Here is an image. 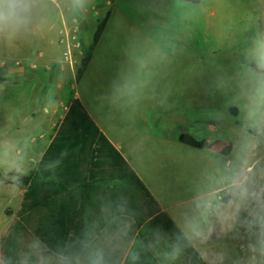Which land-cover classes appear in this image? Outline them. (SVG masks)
Listing matches in <instances>:
<instances>
[{
  "label": "rangeland",
  "instance_id": "rangeland-1",
  "mask_svg": "<svg viewBox=\"0 0 264 264\" xmlns=\"http://www.w3.org/2000/svg\"><path fill=\"white\" fill-rule=\"evenodd\" d=\"M56 1L28 0L26 22L0 32L7 79L0 85V240L24 190L12 182L35 165L72 96L92 103L120 137L151 138L167 134L171 117L159 122L156 114L179 96L188 109L175 116L217 128L208 132L214 144L204 176L187 180L184 222L197 245L205 244L209 264H264V0H163L152 21L143 2L153 0H121L80 83L77 71L109 8L82 5L84 17L62 20ZM72 1L66 6L74 11ZM74 18L80 46L67 61L60 30ZM15 152L26 159L17 162ZM151 249L164 264H183L157 237Z\"/></svg>",
  "mask_w": 264,
  "mask_h": 264
},
{
  "label": "trees",
  "instance_id": "trees-1",
  "mask_svg": "<svg viewBox=\"0 0 264 264\" xmlns=\"http://www.w3.org/2000/svg\"><path fill=\"white\" fill-rule=\"evenodd\" d=\"M109 19L110 12L98 24L77 71L78 83ZM6 81L0 75V85ZM230 111L238 117L237 107ZM179 142L197 149L206 144L188 133L181 134ZM13 183L26 191L16 220L0 240L1 264H92L96 254L102 255V264H163L151 252L145 229L156 231L183 264H209L161 211L76 96L70 98L39 163L28 174H18Z\"/></svg>",
  "mask_w": 264,
  "mask_h": 264
},
{
  "label": "crops",
  "instance_id": "crops-1",
  "mask_svg": "<svg viewBox=\"0 0 264 264\" xmlns=\"http://www.w3.org/2000/svg\"><path fill=\"white\" fill-rule=\"evenodd\" d=\"M72 2L74 1L72 0L56 1V4L60 5V8H58V10L60 9V12L62 14V20L64 18H70L71 16L72 17L76 16L77 18L84 17L85 13L82 10L83 8L82 5H90L98 8L100 7L109 8L107 11L110 12V19L103 33L104 36L107 31V28H109V25L112 21L114 10L116 7L120 6L119 2H121V0H82L81 4L78 3L76 0L75 4H73L74 6H76L75 10L73 11V8L68 6L72 11L71 13H68V7L66 5H69ZM143 3H147L145 4V7L147 9V11L145 12L147 14L145 16L146 20L152 21V18L154 17V16L151 17L150 15L152 12L156 13L154 19H158V14L160 15L162 14V12L157 10L155 7H157L158 4H161L162 6L164 4L163 0L144 1ZM90 17L95 18L94 15H90ZM88 25L89 24L86 23V26L85 25L84 26L88 28ZM99 44L97 45V47L99 46ZM96 49L81 81H83L88 75L90 66L92 65V62L95 58L94 56L96 54ZM53 60L54 59L48 61H53ZM159 83L163 86L165 84V81H158L157 84ZM76 97L81 100L83 106L85 107L89 115L92 117V119L95 121L100 131L120 151V153L128 161L131 167L136 171L139 177L146 184V186L151 192V195L158 202L161 211L166 212L173 219V221L179 226V228L182 230V232L188 238L191 244L200 252L203 259L207 261V251L205 250V244L197 245V242L194 240L193 234L190 233L188 226L183 220V216L179 208L184 203L181 200L187 196V193L189 191L187 180H190L191 178H193V175L196 174L200 175L201 177L204 176V169L205 167H207V148L209 147L210 144L211 145L214 144L213 139L210 137L208 132H210L211 129L216 131L217 130L216 126H211V124L210 125L208 124L207 126V121H197L193 124H190L189 122L175 116L176 112L180 110L182 106L184 109H188L187 105L180 106L181 99L179 96H177L166 101V103L161 108L163 110L159 111L156 114V118H157L156 120H159V122H161L163 118L171 117L170 121L173 123V125L168 126V130L166 131L167 134L165 136H163L162 138H158V137L151 138L148 135H144V134L136 135V134L126 133L124 137H120L119 134H117V132H115L109 126V124L105 121L103 116L98 112V110L93 106L92 103L88 102L87 99L82 97V95H80L79 93H77ZM183 133L191 134L198 140H205L206 141L205 147L203 149H197L182 144L181 142H179V136ZM53 135L54 132L52 136L49 138V140H47V142H44V144L41 146L42 147L41 155L39 159H37L35 165L28 171V173L31 170H33L41 160L42 156L44 155V153L46 152L52 141ZM171 147H174V149L176 150H180L181 155H179L176 152L175 153L177 155H175V153L171 150ZM31 149L35 151V146L33 145V148L31 147L30 150ZM165 149L168 152L162 153L161 151ZM14 154L19 159L17 160V162L26 159L25 155H20L17 154L16 152ZM13 163H16V161L14 160ZM19 174H23V173H19ZM13 185L24 187L21 204H20V208H21L26 187L23 185H16L14 183ZM16 218L14 219V221L16 220ZM144 233L151 239V246H150L151 252L154 255H156L158 259L164 264L163 260L159 257V255L151 248L154 237L159 238L162 243L166 245L168 244L157 234L156 231L152 229H145Z\"/></svg>",
  "mask_w": 264,
  "mask_h": 264
},
{
  "label": "clouds",
  "instance_id": "clouds-1",
  "mask_svg": "<svg viewBox=\"0 0 264 264\" xmlns=\"http://www.w3.org/2000/svg\"><path fill=\"white\" fill-rule=\"evenodd\" d=\"M82 3V0H77ZM30 10L28 0H0V32L15 29L25 23V15ZM103 257L96 254L92 264H102Z\"/></svg>",
  "mask_w": 264,
  "mask_h": 264
},
{
  "label": "built area",
  "instance_id": "built-area-1",
  "mask_svg": "<svg viewBox=\"0 0 264 264\" xmlns=\"http://www.w3.org/2000/svg\"><path fill=\"white\" fill-rule=\"evenodd\" d=\"M68 12H71V9H68ZM80 32L81 29L76 18H74L72 25L68 26L64 24L63 28L60 30V43L66 46L67 51L65 52V56L67 61L71 60L73 54L80 46Z\"/></svg>",
  "mask_w": 264,
  "mask_h": 264
}]
</instances>
